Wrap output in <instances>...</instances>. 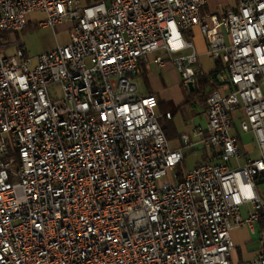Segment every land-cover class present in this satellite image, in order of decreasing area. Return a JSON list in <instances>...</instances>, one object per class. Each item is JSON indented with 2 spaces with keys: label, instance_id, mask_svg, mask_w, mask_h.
Here are the masks:
<instances>
[{
  "label": "built area",
  "instance_id": "built-area-1",
  "mask_svg": "<svg viewBox=\"0 0 264 264\" xmlns=\"http://www.w3.org/2000/svg\"><path fill=\"white\" fill-rule=\"evenodd\" d=\"M208 3L0 0V264H232V229L257 224L250 264H264V0ZM34 12L68 41L30 56L16 36ZM195 28L219 87L205 125L172 147L157 96L133 79L171 62L195 87L209 74Z\"/></svg>",
  "mask_w": 264,
  "mask_h": 264
},
{
  "label": "rangeland",
  "instance_id": "rangeland-1",
  "mask_svg": "<svg viewBox=\"0 0 264 264\" xmlns=\"http://www.w3.org/2000/svg\"><path fill=\"white\" fill-rule=\"evenodd\" d=\"M228 2H231V0H210L212 7H217L216 9L221 7L218 5L224 6ZM43 17L44 14L41 12H34L30 14L32 22L16 36L17 42L22 44L30 56H35L40 53L52 50L58 44H64L68 38V25L57 27L55 29V34L57 36L54 34V31L51 28L37 27L35 21L41 20ZM199 37V32L194 36L191 35V40L197 47V50L201 49L199 45ZM11 52L12 49L8 51L9 54ZM204 57L205 56L201 55L200 62L204 71L209 72L211 70L210 62L208 61L207 57ZM133 81L141 95H146V93L149 91L157 94L160 100L164 103V107H167L172 111H178L177 114H175V121L178 125V131H185L189 125L197 122L198 118L194 117L192 113L194 109L189 104H184L185 100L188 98V93L185 87H182L181 76L177 68L171 64V62H167L165 67L151 69L147 75V81L143 76L140 75L135 77ZM195 108L198 110L201 109L198 103ZM184 122H187L189 125H185ZM234 124L235 129L233 133L238 136L240 140V147L244 150V146L249 145L254 150L255 141L253 139V135L250 133L241 132L239 128V121H236ZM198 157V155L193 157L188 155L183 168H191L194 162L199 159ZM183 168L177 169V172L181 173ZM258 191L264 200V183L259 185ZM253 212L254 210L250 209L249 206H242L241 208V215L243 219L248 218ZM258 231V224L256 232L252 234L248 231V229L247 232L244 228L240 229L239 236L245 241V243L241 244L237 251H235V253L230 257L232 264H249L250 258L252 257L253 253L255 254V250L260 244Z\"/></svg>",
  "mask_w": 264,
  "mask_h": 264
},
{
  "label": "crops",
  "instance_id": "crops-1",
  "mask_svg": "<svg viewBox=\"0 0 264 264\" xmlns=\"http://www.w3.org/2000/svg\"><path fill=\"white\" fill-rule=\"evenodd\" d=\"M92 1H94V0H80V2H81V4H89V3H91ZM104 1H106V2H109V0H104ZM234 2V0H231V2H228L227 4H225L224 6H226V5H230V4H232ZM218 6H223V5H218ZM216 8L217 7H212V5H211V3H210V0H209V3H208V10L209 11H214V10H216ZM31 23V22H30ZM62 26V25H61ZM60 27V26H59ZM199 32V30L197 29V28H195L193 31H192V34L191 35H195L196 33H198ZM200 33V32H199ZM202 37V38H201ZM199 42H200V48L201 49H199V50H197V47H196V50H197V52H198V61H199V63H200V66H201V68L203 69V67H202V64H201V62H200V57H201V55H203V56H205V57H207L208 58V61L210 62V68H211V70H213V67H214V58H212V57H210L209 56V54L207 53V49H206V45H205V40H204V37L202 36V34L200 33V37H199ZM68 41V38L66 39V41H65V43ZM204 57V58H205ZM158 66H156L155 64H153L152 63V61H150V62H148L146 65H145V72H146V76L148 75V73H149V71L151 70V69H154V68H157ZM163 67H165V65L163 66ZM160 68H162V67H160ZM204 70V69H203ZM210 70V71H211ZM209 71V72H210ZM182 83V82H181ZM140 93V92H139ZM152 93V92H151ZM152 94H154V93H152ZM156 96H157V94H155ZM157 98H158V100L161 102V105L158 107V111H159V117L160 118H162V121L163 122H168V121H170L171 122V124L173 125V129H172V131H171V134L173 135L172 136V138L170 139V141H171V145H172V147H177V145L179 144V137H180V135L182 134V133H191V131H192V129L193 128H195V127H197V126H204L205 125V117H204V112L202 113V114H199V113H197V112H192L193 113V115H194V117H196V118H198V120H197V122H194L192 125H189V124H187V122H184L185 123V125H189L188 126V128L185 130V131H178V125H177V122L175 121V114H177V112L178 111H172V110H169L167 107H164L163 105H164V103L160 100V98H159V96H157ZM179 110V109H178ZM168 111H170L171 113H172V115H173V117H172V119H170V120H168V119H166L165 117H164V113L165 112H168ZM244 149L248 152V151H250V152H252V155H255L256 154V151H255V149L253 150V148H251V146H249V145H245L244 146ZM186 151V150H185ZM187 153V152H186ZM197 155L199 156L198 158H201V154L198 152L197 153ZM200 159H198V160H196L195 162H194V164L195 163H197L198 161H199ZM193 164V165H194ZM241 228H244L245 230H246V232H247V228L246 227H240V229ZM240 229L239 228H234V229H232V237H233V240H234V243H235V249H234V251L232 252V254H231V256L235 253V251H237V249H238V247L241 245V244H244L245 243V241L242 239V238H240V236H239V231H240ZM260 251V244H259V247L258 248H256V250H255V254L253 253V255H252V257L250 258V261L258 254V252ZM250 261H249V264H250ZM232 263V262H231Z\"/></svg>",
  "mask_w": 264,
  "mask_h": 264
},
{
  "label": "trees",
  "instance_id": "trees-1",
  "mask_svg": "<svg viewBox=\"0 0 264 264\" xmlns=\"http://www.w3.org/2000/svg\"><path fill=\"white\" fill-rule=\"evenodd\" d=\"M208 9V7H207ZM30 25V23L28 24ZM222 69V65L219 61L214 62V67L213 70H211V72H209V74L207 75V77H199L196 82H195V87L194 90L192 92H189L188 88L187 93H188V98L185 100L184 104H189L194 111H196L199 114H202L203 112H205L206 109V98L208 97V95L215 89H217L219 87V84L216 83L215 80V74L217 72H219ZM143 76L144 79H146L147 81V76H146V72H145V65H142V71H141V75ZM182 87H184V85L182 84ZM146 94H152L150 91ZM197 103L200 105L201 109L198 110L196 107ZM161 105V102L159 101V106ZM158 106V107H159ZM159 124L161 125V127L166 131L167 133V137L169 138V140L172 138V134L171 131L173 129V125L171 124L170 121L163 122L162 118L159 117L158 119Z\"/></svg>",
  "mask_w": 264,
  "mask_h": 264
},
{
  "label": "water",
  "instance_id": "water-1",
  "mask_svg": "<svg viewBox=\"0 0 264 264\" xmlns=\"http://www.w3.org/2000/svg\"><path fill=\"white\" fill-rule=\"evenodd\" d=\"M187 86H188V90H189V92H192V91L194 90V86H193V83H192V82H189V83L187 84Z\"/></svg>",
  "mask_w": 264,
  "mask_h": 264
}]
</instances>
